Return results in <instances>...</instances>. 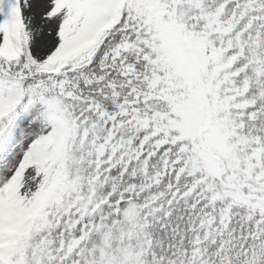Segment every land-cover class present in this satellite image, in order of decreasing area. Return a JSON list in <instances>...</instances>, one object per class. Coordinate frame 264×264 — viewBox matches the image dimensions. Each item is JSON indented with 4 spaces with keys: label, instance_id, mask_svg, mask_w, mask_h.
Returning <instances> with one entry per match:
<instances>
[{
    "label": "snow or ice",
    "instance_id": "1",
    "mask_svg": "<svg viewBox=\"0 0 264 264\" xmlns=\"http://www.w3.org/2000/svg\"><path fill=\"white\" fill-rule=\"evenodd\" d=\"M0 264H264V0H0Z\"/></svg>",
    "mask_w": 264,
    "mask_h": 264
}]
</instances>
